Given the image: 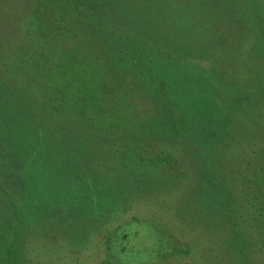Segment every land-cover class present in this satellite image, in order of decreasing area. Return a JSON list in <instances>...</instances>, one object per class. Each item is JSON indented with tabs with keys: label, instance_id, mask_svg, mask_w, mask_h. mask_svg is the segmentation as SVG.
Segmentation results:
<instances>
[{
	"label": "rangeland",
	"instance_id": "rangeland-1",
	"mask_svg": "<svg viewBox=\"0 0 264 264\" xmlns=\"http://www.w3.org/2000/svg\"><path fill=\"white\" fill-rule=\"evenodd\" d=\"M228 3L0 0V264H264V106L210 70Z\"/></svg>",
	"mask_w": 264,
	"mask_h": 264
},
{
	"label": "trees",
	"instance_id": "trees-1",
	"mask_svg": "<svg viewBox=\"0 0 264 264\" xmlns=\"http://www.w3.org/2000/svg\"><path fill=\"white\" fill-rule=\"evenodd\" d=\"M227 1V0H226ZM230 4L229 9L234 10L237 7L239 14H245V17L242 19V28L237 32H233L236 29H229L231 34V42L229 45V54H226L225 61H217L218 54L214 55L212 61L210 62V70L214 73V66L216 63L224 62L225 66L232 68L236 67L235 70H228L224 76V80L226 81V85H228V89L231 87L236 91L238 90L239 97H247L250 98L253 94L252 85L255 87L257 93V102L261 101L260 105L264 106V10L259 7H254L253 5H248L247 7L239 4L237 0H228ZM237 5V6H236ZM235 6V7H232ZM90 8H95L93 5ZM232 16L235 13H230ZM236 41L237 47L232 44V41ZM232 45V47H231ZM239 46V47H238ZM234 48L235 50L241 51V54H234L230 50ZM196 67L197 63L195 64ZM233 69V68H232ZM219 70V69H218ZM220 70L217 71V77L220 76ZM218 80L216 77H213ZM212 78V82H213ZM215 82V81H214ZM216 92H214L215 94ZM231 93V91H230ZM235 95V94H233ZM217 105L218 102H217ZM230 106L227 105V108ZM78 167V165H77ZM87 195L89 196V202L82 201L84 210H95L98 205L96 203L95 195H101V191L99 192L90 186L88 183L86 185ZM110 202V205L108 204ZM108 203L102 205V209L104 207H108L112 205V200ZM82 209V210H83ZM98 211V209H96ZM23 211V210H22ZM96 212V211H95ZM103 213V212H102ZM100 213V215L102 214ZM99 215V211H98ZM98 218V217H97ZM122 250V247H120Z\"/></svg>",
	"mask_w": 264,
	"mask_h": 264
}]
</instances>
